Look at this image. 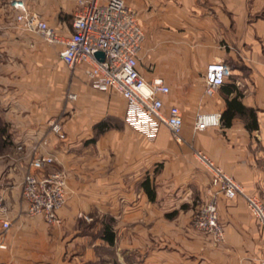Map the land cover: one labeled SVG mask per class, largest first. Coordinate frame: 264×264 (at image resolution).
I'll return each instance as SVG.
<instances>
[{"label": "crops", "instance_id": "crops-1", "mask_svg": "<svg viewBox=\"0 0 264 264\" xmlns=\"http://www.w3.org/2000/svg\"><path fill=\"white\" fill-rule=\"evenodd\" d=\"M8 1L0 0V197L7 207L0 214V261L264 264V231L241 197L218 198L222 244L191 227L211 188L196 151L264 201V0H124L144 33L138 70L147 81L161 78L170 87L164 112L180 110V142L164 127L154 141L128 128L124 100L92 88L81 68L64 82L56 64L62 45L48 47L24 31ZM22 1L69 38L77 0ZM218 60L231 74L206 97L205 67ZM67 90L75 101L65 102ZM32 110L40 113H22ZM198 112L219 113L220 126L194 132ZM51 123L60 124L65 141L49 132ZM42 139L48 144L40 154L56 161L42 174L57 170L66 182L61 224L53 227L30 216L21 198L32 147ZM145 181L153 199L143 190ZM105 226L113 244L103 239Z\"/></svg>", "mask_w": 264, "mask_h": 264}, {"label": "built area", "instance_id": "built-area-1", "mask_svg": "<svg viewBox=\"0 0 264 264\" xmlns=\"http://www.w3.org/2000/svg\"><path fill=\"white\" fill-rule=\"evenodd\" d=\"M8 6L24 31L37 35L49 45H62L59 59L68 69L76 71L81 68L92 88L116 93L124 100V123L128 128L148 141H154L160 128L164 127L175 141H181L183 120L180 110L171 106L164 112L163 98L170 94V87L161 78L147 81L138 70L144 33L135 10L124 0H77L73 31L65 40L22 0H9ZM97 53L103 55L102 60L96 58ZM230 74V68L221 60L207 64L203 77L204 96L212 97ZM67 100L75 101L76 95L68 94ZM220 118L216 112H198L193 131L217 128ZM49 132L58 141L66 140L58 123H51ZM47 144V139H42L32 147V157L21 182V198L27 204L30 216H40L46 225L53 227L61 224L57 213L67 201L66 182L64 175L57 170L42 174L56 162L52 155L40 154V149ZM195 158L209 173L211 188L207 199L196 211L193 229L209 237L213 243L222 244L225 233L219 222L218 198L233 200L241 197L264 231V201L246 194L240 184L204 153L196 151ZM6 213L0 197V214ZM9 228L10 223L4 220L2 229L7 231ZM2 250L5 246L0 244ZM0 264L9 263L0 261Z\"/></svg>", "mask_w": 264, "mask_h": 264}, {"label": "rangeland", "instance_id": "rangeland-1", "mask_svg": "<svg viewBox=\"0 0 264 264\" xmlns=\"http://www.w3.org/2000/svg\"><path fill=\"white\" fill-rule=\"evenodd\" d=\"M4 6V3L2 2V3H0V7L2 8ZM69 20H71V18H69L67 21H69ZM67 25V28H69V25L68 24H66ZM32 36L34 35V36H37V35H35V34H31ZM38 37V36H37ZM38 38H40V37H38ZM41 39V38H40ZM42 40V39H41ZM43 41V40H42ZM144 43H145V40H144V42H143V44H142V47H141V50L143 49V45H144ZM48 45V47H51V45H49V44H47ZM143 51V50H142ZM142 51H141V53H142ZM56 64L59 66V67H61V70H62V72H63V76H64V82H65V80H66V82H71V80L73 79V72L74 71H72V70H70V69H68L66 66H64L61 62H60V60H59V55H58V57L56 58ZM68 94H69V92H68V90L66 91V93H65V95H64V99H65V102H66V99H67V96H68ZM30 107V106H29ZM44 108V107H43ZM49 112V111H48ZM47 112V113H48ZM22 113H25V114H30V113H33L34 115H36V114H39L40 112H38V111H34V110H32V111H23ZM42 113L43 114H45L46 112L45 111H42ZM50 113V112H49ZM49 128H50V125H49ZM1 130H3V127H2V122H1V120H0V131ZM4 204V203H3ZM5 205V204H4ZM200 204H198V206H199ZM6 207V206H5ZM199 208V207H198ZM6 209H7V207H6ZM198 209L196 208L194 211H195V214H196V211H197ZM195 214L192 216V221H191V227L193 228V226H192V224H193V218H194V216H195ZM197 232V231H196ZM199 233V232H198Z\"/></svg>", "mask_w": 264, "mask_h": 264}, {"label": "trees", "instance_id": "trees-1", "mask_svg": "<svg viewBox=\"0 0 264 264\" xmlns=\"http://www.w3.org/2000/svg\"><path fill=\"white\" fill-rule=\"evenodd\" d=\"M249 118L251 119L252 114H249ZM254 123H255V118H254ZM230 124L229 121L225 122V125L228 126ZM103 124H101L102 126ZM257 126L254 127H250V128H256ZM2 133H5V130H1L0 134L2 135ZM6 140V139H5ZM5 140L3 141V143H5ZM143 190L148 194V196L150 197V199H153V190L149 189V183L147 181H145L143 183ZM102 236L103 239H105L106 241L109 242V244H113L114 241V233L112 232L111 228L109 229L108 226H105L103 231H102Z\"/></svg>", "mask_w": 264, "mask_h": 264}, {"label": "water", "instance_id": "water-1", "mask_svg": "<svg viewBox=\"0 0 264 264\" xmlns=\"http://www.w3.org/2000/svg\"><path fill=\"white\" fill-rule=\"evenodd\" d=\"M96 58L102 60L103 59V55L101 53H97L96 54Z\"/></svg>", "mask_w": 264, "mask_h": 264}]
</instances>
